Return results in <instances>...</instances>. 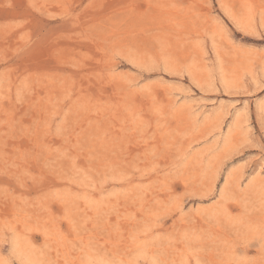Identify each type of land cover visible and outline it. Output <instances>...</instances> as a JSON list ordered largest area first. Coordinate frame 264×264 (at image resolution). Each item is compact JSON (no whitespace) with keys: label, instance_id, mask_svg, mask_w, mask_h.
<instances>
[{"label":"rangeland","instance_id":"rangeland-1","mask_svg":"<svg viewBox=\"0 0 264 264\" xmlns=\"http://www.w3.org/2000/svg\"><path fill=\"white\" fill-rule=\"evenodd\" d=\"M0 264H264V0H0Z\"/></svg>","mask_w":264,"mask_h":264}]
</instances>
